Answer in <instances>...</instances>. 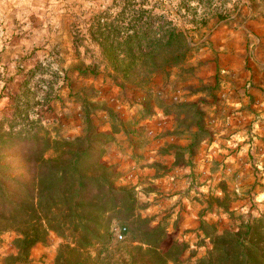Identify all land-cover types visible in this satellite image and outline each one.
Returning <instances> with one entry per match:
<instances>
[{
    "label": "rangeland",
    "instance_id": "1",
    "mask_svg": "<svg viewBox=\"0 0 264 264\" xmlns=\"http://www.w3.org/2000/svg\"><path fill=\"white\" fill-rule=\"evenodd\" d=\"M226 2L223 7L216 0L215 9L234 14L236 6H249L242 5L233 20L212 16L189 33L188 55L167 68L168 76L160 69L122 77L118 68L131 63L162 68L167 54L151 58L141 48L154 55V38L171 20L190 28L200 17L183 11L179 19L174 13L179 0H0V123L17 121V128L41 123L53 135L73 138L83 134L87 108L102 130L110 128L106 110L129 121L104 159L118 165L120 185L135 187L141 218L164 220L188 242L182 264L194 263L212 247L202 220L221 231L264 212V0ZM189 87L210 89L195 93ZM165 98L166 104H196L190 117H180L181 129L195 121L191 116L199 108L212 131L190 161L175 169L174 153L163 149L187 145L191 136L165 135L177 124L175 114L157 107ZM17 104L28 119L17 118ZM145 106L149 118L141 117ZM177 179L178 190L195 204L197 227L186 228L185 217L173 214L177 200L183 202L180 196L163 207L170 193L163 186ZM121 226L114 227L117 244L129 240V234L115 240ZM15 237L13 231L0 237V264L16 251ZM62 241L51 232L47 244L31 250L29 261L15 264H55Z\"/></svg>",
    "mask_w": 264,
    "mask_h": 264
},
{
    "label": "trees",
    "instance_id": "2",
    "mask_svg": "<svg viewBox=\"0 0 264 264\" xmlns=\"http://www.w3.org/2000/svg\"><path fill=\"white\" fill-rule=\"evenodd\" d=\"M196 1L198 6L192 5L193 0H179L174 11L179 19L184 17L183 11L199 16L190 22L192 27L185 28L171 20L164 34L154 38L157 47L154 55L141 48L144 56L151 58L167 54L162 68L153 63H131L118 68L117 73L122 77L132 72L147 76L161 69L168 76L167 68L179 66L188 55L189 33H197L212 16L233 20L242 5L249 6L244 2L236 6L233 14L226 8L215 9L216 0ZM226 1L222 0L221 5H226ZM137 89L142 90V86ZM166 100L158 102L157 107L165 115L175 114L177 124L175 130L165 135L180 137L188 132L191 136L187 145L170 144L163 149L174 153L175 169L190 161L212 131L206 127V114L199 108L191 116L195 121L181 129L180 117L183 114L184 121L190 117L189 112L196 104H166ZM16 108L17 118L28 119L19 104ZM84 113L83 134L73 138L53 135L41 123L39 128H32L33 124L17 128V121L0 123V237L8 231L16 233L13 241L16 251L7 255L5 262L26 263L31 250L39 243L47 244L54 232L63 239L55 264H182L188 242L180 239L177 231L171 232L164 220L153 224L155 216L141 218L138 210L143 206L139 205L135 187L120 185L122 173L118 165L104 159L129 121L109 109L105 114L110 128L102 130L88 108ZM150 116V106H145L141 117ZM218 204L221 205L220 201ZM117 223L127 227L125 239L129 234V240L122 244L114 242ZM200 228L212 247L206 255L187 264H264V212L257 218L242 220L236 228L220 231L205 220Z\"/></svg>",
    "mask_w": 264,
    "mask_h": 264
},
{
    "label": "crops",
    "instance_id": "3",
    "mask_svg": "<svg viewBox=\"0 0 264 264\" xmlns=\"http://www.w3.org/2000/svg\"><path fill=\"white\" fill-rule=\"evenodd\" d=\"M178 181L173 183L170 182V185H166L164 184L163 189H167L170 191V193H168V197H166V199L163 202V207L165 205L168 204H172V201H174L175 199H177V197H181L183 199V202L179 200H177V204L175 203L173 205V211H175V213L173 214H178L180 215L182 218L185 217L184 222H185V227H197L198 224V220L196 218H194V216H196L197 213V209L195 207V204L193 203V201H191L190 198H188L184 192H182L181 190H178V183L180 181V179H177ZM179 192H182L183 194H180ZM162 203V202H161ZM193 221V224L190 225L189 222Z\"/></svg>",
    "mask_w": 264,
    "mask_h": 264
},
{
    "label": "built area",
    "instance_id": "4",
    "mask_svg": "<svg viewBox=\"0 0 264 264\" xmlns=\"http://www.w3.org/2000/svg\"><path fill=\"white\" fill-rule=\"evenodd\" d=\"M127 227L126 226H121L117 229L115 233V240L116 241H122L125 239L126 233H127Z\"/></svg>",
    "mask_w": 264,
    "mask_h": 264
}]
</instances>
